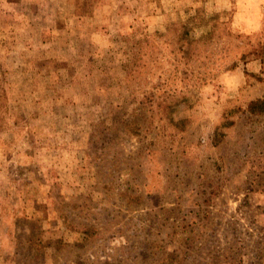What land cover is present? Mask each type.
Masks as SVG:
<instances>
[{
    "label": "rangeland",
    "instance_id": "rangeland-1",
    "mask_svg": "<svg viewBox=\"0 0 264 264\" xmlns=\"http://www.w3.org/2000/svg\"><path fill=\"white\" fill-rule=\"evenodd\" d=\"M263 94L264 0H0V264H264Z\"/></svg>",
    "mask_w": 264,
    "mask_h": 264
},
{
    "label": "trees",
    "instance_id": "trees-1",
    "mask_svg": "<svg viewBox=\"0 0 264 264\" xmlns=\"http://www.w3.org/2000/svg\"><path fill=\"white\" fill-rule=\"evenodd\" d=\"M126 74L129 75L127 71H126ZM246 111L250 114H256L258 112H263L264 111V94L259 99L249 101L246 105Z\"/></svg>",
    "mask_w": 264,
    "mask_h": 264
}]
</instances>
